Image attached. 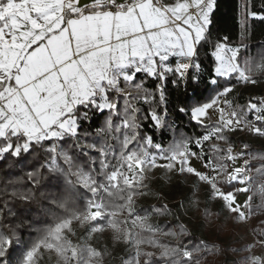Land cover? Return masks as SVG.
Instances as JSON below:
<instances>
[{
  "label": "snow or ice",
  "instance_id": "snow-or-ice-1",
  "mask_svg": "<svg viewBox=\"0 0 264 264\" xmlns=\"http://www.w3.org/2000/svg\"><path fill=\"white\" fill-rule=\"evenodd\" d=\"M216 3L0 0V161L7 162L0 172V264H37L45 252L55 254L56 264H104L112 251L90 241L106 230L112 248L125 246L120 264H202L223 252L183 239L191 233L182 223L168 230L153 225L154 216L180 219L167 203L138 209L141 197L164 199L148 183L157 168L195 178L186 198L193 207L199 208L198 193L206 186L205 219L218 215L207 207L212 201L236 224L264 214V148L245 142L237 151L229 135L264 138V98L246 104L229 98L231 81L255 85L257 76L264 77V49L254 56L227 37L213 41ZM250 3L246 17L264 22ZM242 28L246 32L247 24ZM202 52L209 57L206 72ZM169 84L191 88L193 100L202 85L216 95L177 107L204 132L173 135L165 145L144 130L175 133L168 119ZM221 98L227 110L219 106ZM213 108L219 119L207 125ZM193 158L203 171L192 166ZM237 193L247 194L243 203ZM32 213L50 221L25 242L20 229ZM158 234L176 243H160ZM259 236L264 246V229ZM242 264H264V254L249 255Z\"/></svg>",
  "mask_w": 264,
  "mask_h": 264
},
{
  "label": "trees",
  "instance_id": "trees-1",
  "mask_svg": "<svg viewBox=\"0 0 264 264\" xmlns=\"http://www.w3.org/2000/svg\"><path fill=\"white\" fill-rule=\"evenodd\" d=\"M246 0H217L216 8L213 13V25H212V40L217 41L227 37V43L230 45H246L250 49L252 55L264 49V22L259 20H252L246 17L245 13ZM250 11H256L259 14H264V6H262V0H251L249 5ZM242 23L247 24V31L242 28ZM209 51L211 47L209 46ZM201 59L204 63V70L206 72L209 57L203 52L201 53ZM258 83L243 84L238 83L235 80L231 81L235 85L234 92L229 94V98L234 102L240 104H246L249 100L255 98L254 102H258L260 98H264V77L257 76ZM169 104V121L175 127V133L172 130L155 131L151 128H145V132L153 135L154 141L167 145L173 135L179 138L181 135L187 137H196L204 132V129L192 122L189 116L180 114L176 111L179 106L191 107L194 103H205L216 95L210 89H205L203 85L196 92L198 100H193V90L191 88L185 89L183 86L175 87L171 84L167 86ZM214 123H208L211 125ZM231 141L235 146H241L242 143H248L250 149L260 150L264 148V138L253 136L248 133L241 135L229 134ZM221 147L225 145L221 144ZM195 150V145H193ZM7 169V162L0 161V172ZM148 183L153 192L160 193L164 199L158 200L152 196L141 197L137 200V207L149 208L152 205H160L167 203L174 213L178 214L180 219L176 220L174 216L167 217H153L150 221L153 225L167 226L165 230L175 229L180 223L184 224L191 233V236L184 237L185 240H192L193 242L204 241L209 245H218L221 249H224L218 255H209L206 259L202 260V264H231L232 261H242L245 257L249 256L248 252L243 251L246 244L241 240V224L234 222L233 216L225 213L221 208L214 207L211 202L207 204V207L218 215H212L210 218L205 219L203 216V209L205 207V195L206 191L198 193L200 199L199 208L193 207L189 200L191 198L190 193L192 191V185H186L182 182H174L168 186L160 179H149ZM184 203V208L178 210V205ZM254 203H259V199L256 198ZM187 209V211H185ZM184 211V213H183ZM50 218L32 213L31 220H25L20 231L24 233L25 242L29 240H35L34 230L40 229L45 226L46 222H49ZM249 221V230L253 238L259 241V231L264 229V214H258L253 216ZM256 230V231H253ZM84 229H78V234H83ZM75 237L73 240L75 241ZM160 243L163 244H175L176 240L170 236H164L158 234L155 237ZM94 247L103 249L106 245L112 251V256H106L104 258V264H120V257L125 256L124 245H117L115 248L111 246V231L106 230L104 233L96 234L90 241ZM191 247V245H190ZM240 249L239 254H236V250ZM148 251H154L157 254L160 249L147 248ZM19 252L15 253V256H19ZM39 255V254H38ZM14 256V259H15ZM51 257V258H49ZM115 257V259L113 258ZM155 259V258H154ZM37 264H56L55 254L45 252L42 259L37 260Z\"/></svg>",
  "mask_w": 264,
  "mask_h": 264
},
{
  "label": "rangeland",
  "instance_id": "rangeland-1",
  "mask_svg": "<svg viewBox=\"0 0 264 264\" xmlns=\"http://www.w3.org/2000/svg\"><path fill=\"white\" fill-rule=\"evenodd\" d=\"M220 107H225V109L227 110V107L223 104V98H221V102H220ZM219 119V112L215 110V108L213 109H209L208 110V115L204 118V123L208 124V123H216ZM246 133V132H245ZM243 133H235V135H241ZM241 149V146H237L236 150L239 151ZM161 163H163L164 161H160ZM192 166L196 167L199 170H204L202 167V163L198 160H196L195 158L192 159L191 161ZM242 163V161L237 162L236 166H240V164ZM170 176V179H169ZM149 177L151 179H160L162 180L164 183H166L168 186L172 185L174 182H182L186 185H192L193 181H194V177L188 176L187 174H185L184 176H181L179 174L173 173V174H168L165 175L164 170L163 169H154L151 173H149ZM202 191H206V186H201L199 192ZM247 198V194L245 193H237V201L239 203H243ZM211 204L216 207V208H221V204L219 201H212ZM225 212V211H223ZM184 213V211H183ZM227 213V212H225ZM39 235V229H35L34 230V236L35 238H37ZM240 238L241 240L246 244V246L249 245H255V247L252 249V252L249 253V255H262L264 254V246H261L260 243H258V241H256L252 234L250 233L249 230V221H247V223L241 224V233H240Z\"/></svg>",
  "mask_w": 264,
  "mask_h": 264
}]
</instances>
